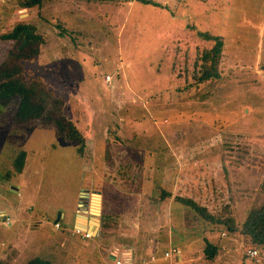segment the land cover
<instances>
[{
  "label": "rangeland",
  "instance_id": "obj_1",
  "mask_svg": "<svg viewBox=\"0 0 264 264\" xmlns=\"http://www.w3.org/2000/svg\"><path fill=\"white\" fill-rule=\"evenodd\" d=\"M154 1L44 0L38 10L0 0V62L14 46L2 36L34 24L40 53L23 62L26 76L43 78L90 138L84 150L53 130L16 125L15 104L0 107V264L13 247L21 254L14 264H206L204 240L219 245L212 264H264V250L225 230L206 232L198 215L171 204L191 198L238 226L264 205V0ZM200 32L221 36L224 51L221 77L196 85L197 57L212 47ZM24 151L31 159L18 174ZM13 209L25 226L10 223ZM79 209L115 220L106 239L119 247L115 259L95 238L73 234ZM172 248L180 262L165 259Z\"/></svg>",
  "mask_w": 264,
  "mask_h": 264
},
{
  "label": "trees",
  "instance_id": "obj_2",
  "mask_svg": "<svg viewBox=\"0 0 264 264\" xmlns=\"http://www.w3.org/2000/svg\"><path fill=\"white\" fill-rule=\"evenodd\" d=\"M25 7L42 9L44 0H25ZM80 2H117L120 0H77ZM150 6L157 5L154 0H138ZM199 38L212 43L210 49H204L197 57L193 70V81L202 85L221 77V59L224 51V40L209 32L199 33ZM3 40L13 42V49L0 62V107H9L15 104L13 119L16 125H31L41 129L53 130L59 136L69 140L79 141L83 145V136L73 122L64 114L65 102L45 84L43 78H28L23 62L33 61L39 55L41 36L38 28L31 23H19L11 31L2 36ZM53 107H56L53 109ZM19 160L14 166L19 169L23 166L26 153H19ZM264 193V178L260 185ZM173 207H187L198 215L204 222V230L210 233L227 231L230 235H239L251 248L264 250V205L252 210L242 226H238L233 219L217 218L205 207L198 205L193 199L175 197L171 200ZM207 223V224H206ZM218 226L217 229L209 226ZM206 228V229H205ZM207 239V238H205ZM205 241L204 259L206 264H212L217 256L219 245ZM182 260L177 257V262ZM26 264H50L44 258H35Z\"/></svg>",
  "mask_w": 264,
  "mask_h": 264
},
{
  "label": "crops",
  "instance_id": "obj_3",
  "mask_svg": "<svg viewBox=\"0 0 264 264\" xmlns=\"http://www.w3.org/2000/svg\"><path fill=\"white\" fill-rule=\"evenodd\" d=\"M105 86V85H104ZM72 121V120H71ZM73 122V124H74V126L76 127V129H78L79 130V133H81V128H80V124H78L77 122H74V121H72ZM54 135H55V137L56 138H60V136L59 135H57L56 133H54ZM84 138V137H83ZM87 139H90V138H84L83 139V145H81L82 146V148H84V150H85V145L86 144H88L89 142H90V140H87ZM104 139V138H103ZM102 138H97V140H99L101 143H103V144H105V139L103 140ZM67 141H69V142H72V141H74V140H67ZM25 152V151H24ZM80 152L81 153H83L84 151H81L80 150ZM26 153V152H25ZM134 158V157H133ZM136 158V157H135ZM29 159H31V157H30V155H28L27 153H26V158H25V161H24V164H23V166L22 167H20L19 169H18V171L16 172V173H18V174H21L22 172H23V170H24V168L27 166V164H28V160ZM90 174H91V177H93V176H95V171L94 170H92V171H90ZM92 180V179H91ZM94 180V179H93ZM106 185L107 186H109L110 187V184L108 183V182H105V187H106ZM12 191L14 192V195H18L19 196V199H21V195H20V189H13L12 188ZM87 190H85V192H86ZM98 200L99 199H97V198H95V201H94V205L95 206H97V202H98ZM21 203V202H20ZM23 205V203H21V206ZM79 206V208H82L81 207V205H78ZM80 210V209H79ZM76 211V210H74V214H72V218H73V220L71 221V223H72V230H73V234L75 233V231L76 230H78V229H83V235L85 234V233H89L90 235H91V237L90 238H83V237H81V239L83 240V241H88V240H91V239H93V238H95L96 239V241L99 243V246L100 247H102V249H105V255H106V252H108V254H111V253H114L116 250H118L119 249V247H117V246H114L115 244H111L112 242H110L109 240H106V239H108L109 237H111V230H108V223L109 222H112L113 223V221H115V220H111V218L107 215L106 216V219H105V221H103V218H102V220L101 219H99L98 218V220H99V225H97V224H95L94 222H93V217L91 218V217H89L88 215H86L87 217H88V221L86 220V219H81L80 217H79V214L82 212L81 210L80 211ZM11 213H12V216H10V217H8L7 216V218H9L10 219V223H12V222H14L15 223V221L17 222L18 220L20 221V218H23V216L22 215H20L19 214V217H18V213L17 212H15L14 211V209L11 211ZM101 213H103V210H100V214ZM16 214V215H15ZM82 214H84V213H82ZM106 214V213H105ZM101 217V216H100ZM62 218H63V214H61L60 215V218L58 219V221L56 222V224H59L60 225V227L58 228V229H61L62 228ZM109 221V222H108ZM20 222H24L23 221V219L20 221ZM39 224H40V222H39ZM13 226H14V224H13ZM22 227L23 226H25L24 225V223H23V225H21ZM35 227H33V226H31V230L32 231H37L39 228H40V226H38V225H34ZM15 228V230L14 231H16L15 232V234H16V236H17V232H18V230H19V228L18 227H14ZM56 228V227H55ZM104 229H105V236L104 235H101V234H103V232H104ZM15 234H14V236H15ZM212 234V233H211ZM80 235H82V234H80ZM82 235V236H83ZM109 236V237H108ZM104 237H105V239H104ZM115 237H117V234H115ZM99 238V239H98ZM95 241V244H96V246H98L97 245V242ZM112 241V240H111ZM86 243V242H85ZM87 244V243H86ZM13 245V244H12ZM67 245V243H65V246ZM89 244H87V246H88ZM113 245V246H112ZM10 246V245H9ZM8 246V247H9ZM120 250H122V249H120ZM10 252H13V254H10V253H8V254H6L5 255V257L7 256V264H8V261L9 262H11L10 261V259L13 257V256H15V257H20L21 256V254L19 253V252H17V250L16 249H14V247L12 248V251H10ZM108 254L106 255V258H108ZM111 256H112V258H114L115 259V254L113 255V254H111ZM124 256H125V254H124ZM131 256V255H130ZM130 256H126L127 257V259H129L130 258ZM14 257V258H15ZM13 258V259H14ZM16 258V259H17ZM35 258H43V257H35ZM3 259L4 258H2L1 260L3 261ZM113 259V260H114ZM118 259H120V258H117V260ZM132 259V257L130 258V260ZM5 260V259H4ZM120 260H123V259H120ZM130 260H124V264H130ZM18 262V261H17ZM14 263H16V262H11V263H9V264H14ZM113 263L114 264H116V259H115V261H113ZM133 264V263H132Z\"/></svg>",
  "mask_w": 264,
  "mask_h": 264
},
{
  "label": "built area",
  "instance_id": "obj_4",
  "mask_svg": "<svg viewBox=\"0 0 264 264\" xmlns=\"http://www.w3.org/2000/svg\"><path fill=\"white\" fill-rule=\"evenodd\" d=\"M108 79H110V78H108ZM59 227H60V225H59V224H56V229H58ZM75 234H76V235H80V234L83 235V232H82L81 230L78 229V230L75 231ZM82 237H83V238H90L91 235H90L89 233H85ZM179 253H180V251H179L178 249H176V248H172V249H170V250H168V251L165 252L164 257H165V259H168L169 257L173 256L174 254H177V256H179V255H178ZM248 253H249V255H250L251 257H253V258L258 256V252H257V251H252V250H250ZM179 257H180V256H179ZM116 264H123V262H122V260L118 259V260L116 261Z\"/></svg>",
  "mask_w": 264,
  "mask_h": 264
},
{
  "label": "water",
  "instance_id": "obj_5",
  "mask_svg": "<svg viewBox=\"0 0 264 264\" xmlns=\"http://www.w3.org/2000/svg\"><path fill=\"white\" fill-rule=\"evenodd\" d=\"M95 198H97V199H100V196H94V201H95ZM97 204V206L99 205V200H98V202L96 203ZM92 212V211H91ZM93 214V213H92ZM95 215H96V217H93V222L95 223V224H97V225H99V220H98V217H100V212L98 211L97 213L95 212ZM79 217L81 218V219H86L87 221H88V217L85 215V214H82V213H80L79 214ZM79 230H81L82 232H84L83 231V229H79Z\"/></svg>",
  "mask_w": 264,
  "mask_h": 264
},
{
  "label": "bare ground",
  "instance_id": "obj_6",
  "mask_svg": "<svg viewBox=\"0 0 264 264\" xmlns=\"http://www.w3.org/2000/svg\"><path fill=\"white\" fill-rule=\"evenodd\" d=\"M95 211V210H94ZM96 213L98 212L97 210L95 211Z\"/></svg>",
  "mask_w": 264,
  "mask_h": 264
}]
</instances>
